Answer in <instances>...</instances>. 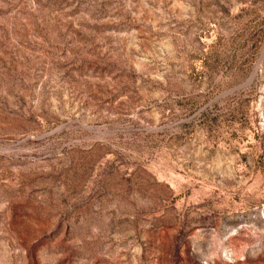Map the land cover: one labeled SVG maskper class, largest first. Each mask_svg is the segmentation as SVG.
Returning <instances> with one entry per match:
<instances>
[{
	"label": "rangeland",
	"instance_id": "1",
	"mask_svg": "<svg viewBox=\"0 0 264 264\" xmlns=\"http://www.w3.org/2000/svg\"><path fill=\"white\" fill-rule=\"evenodd\" d=\"M0 264H264V0H0Z\"/></svg>",
	"mask_w": 264,
	"mask_h": 264
}]
</instances>
